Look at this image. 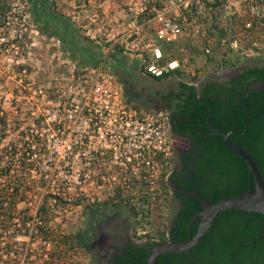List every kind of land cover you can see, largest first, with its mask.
Segmentation results:
<instances>
[{
  "label": "built area",
  "instance_id": "1",
  "mask_svg": "<svg viewBox=\"0 0 264 264\" xmlns=\"http://www.w3.org/2000/svg\"><path fill=\"white\" fill-rule=\"evenodd\" d=\"M71 17L101 46L96 63L76 64L57 46L41 66L28 0L0 13V264H68L62 238L86 250L68 227L82 225L89 205L158 194L168 114L125 96L112 52L153 76L193 73L191 49L264 53V0H99Z\"/></svg>",
  "mask_w": 264,
  "mask_h": 264
},
{
  "label": "trees",
  "instance_id": "2",
  "mask_svg": "<svg viewBox=\"0 0 264 264\" xmlns=\"http://www.w3.org/2000/svg\"><path fill=\"white\" fill-rule=\"evenodd\" d=\"M29 2L34 13H39L38 19H42L44 27L48 26L49 18L53 19L54 24H59L60 28L56 29L57 34L64 46L65 43L68 44L70 55L74 58L80 57L79 64L96 63L100 59L101 46L88 38L87 40L82 38V42H79L80 40L74 36L75 32L71 24L65 22L61 25V18L52 10L50 1L29 0ZM8 4L7 0H0V13ZM91 44H96L97 48ZM164 50H169L172 54L178 53L174 44H165ZM218 52L221 53L220 62L235 63L234 58L225 56L226 51L215 49L205 56L212 60ZM113 60L115 69L123 63L119 50L113 52ZM180 74L181 71L176 70L171 75ZM149 76L161 80L168 75ZM190 78L191 81L181 79L176 90L162 94L170 108V121L174 129L191 134L193 140L194 137L197 138L194 140L197 156L193 163V174L182 186L191 188L196 184L197 190L211 202L244 193L249 189L248 164L226 145L223 132L213 129H238L230 130V138L252 155L264 180V65H250L226 80L208 79L199 86L194 83L198 78L197 72L190 73ZM167 187L168 182L162 177L158 183V194L154 202L147 194H134L109 197L99 205L127 209L133 218V235L136 238L160 233L162 236L168 235L171 239H182L188 235V226L193 213L202 209V204L198 197L190 195L184 198V205L177 212L168 232H165L162 226L154 227L152 223L155 220L151 218L153 205L155 203V208L160 210L156 218L160 221L167 199L164 194L167 193ZM89 206L85 211L87 214L85 226L76 228L72 232L76 236L77 243L83 246L88 245V234L98 221L96 211L98 206L95 204ZM198 220L196 219L191 225L193 234L196 232ZM139 229L147 230L144 233H137ZM62 241L67 243V238H62ZM68 244L73 245L72 241H68ZM151 245L152 243L149 246ZM128 246L135 245L129 243ZM135 249L138 254L127 258L117 257L116 264H137L138 261L146 264L148 250L143 248V245ZM183 252L185 251L161 253L158 264H264L263 212L245 208H223L205 231L204 236L188 248L192 256ZM75 262L73 264H77Z\"/></svg>",
  "mask_w": 264,
  "mask_h": 264
},
{
  "label": "rangeland",
  "instance_id": "3",
  "mask_svg": "<svg viewBox=\"0 0 264 264\" xmlns=\"http://www.w3.org/2000/svg\"><path fill=\"white\" fill-rule=\"evenodd\" d=\"M8 2L11 0H7ZM99 0H51L52 10L55 14H57L61 18V25L65 22L71 24L72 28H74V36L79 42H82V38L86 39V35L82 33V27L80 23H82V18L79 17L77 20L73 19L71 15L74 13L77 8H86V10H91L98 5ZM29 8L31 10V14L34 18L36 28L38 33L36 35V44L37 46L32 48V51L36 53L38 61L41 66L46 64L47 57H50V54L54 52L55 48L59 46L63 50L70 51L68 46H64L62 39L59 34H57L56 29L60 28L58 23L52 21L53 19L49 18L47 21L48 26H43L42 19H38L32 9V4L29 2ZM77 5V6H75ZM85 12L83 9L81 13ZM55 29V30H54ZM88 40H91L88 38ZM91 46L96 47V44H91ZM70 53V52H69ZM186 53V52H185ZM190 68H193L194 72H197L198 78L194 81V83L199 86L204 81L208 79H216V80H226L230 75L234 74L236 71L240 70L242 67H247L250 65L263 64L264 65V53H259L257 55H248V56H236L235 63H222L220 62L221 53L218 52L215 56H213L212 60H209L207 56L203 55L199 51L191 49L190 52ZM33 55V53H32ZM123 59V68H116V73L121 81L125 96L132 100V102L138 106L139 108L151 111V112H166L167 107L162 97V94L165 92H169L170 90H176L178 86V82L181 79L190 80V73L185 71L180 75H170L166 76L161 80H156L149 75L142 73L139 68L134 64V60L129 57L126 53H121ZM80 58L79 56H76ZM56 60H59L57 57ZM126 81H125V80ZM131 83L130 87L128 86ZM161 100V101H160ZM151 200L155 201V198H151ZM153 201V202H154ZM153 204V203H152ZM153 213L151 218L156 220L159 215L160 210L155 208L154 203ZM99 214L100 225H95L94 234L98 235L100 231L103 232H111V230L123 229L126 227V223L132 227V215L131 213L125 209L124 207H108V206H100L98 210H96ZM167 211L162 210V219L165 221V226L167 224ZM77 215L81 216L83 214L82 211L77 210ZM87 215V214H86ZM81 218L82 227L85 226L87 222V216ZM111 219L114 224L111 228ZM126 220V221H124ZM107 223V225H105ZM79 226V227H81ZM79 227H68V229L73 232L76 228ZM155 227V226H154ZM138 231H141L139 229ZM63 251L66 256H68V264H73L75 261L77 264H100L96 261V255H92L90 249L92 246V241L88 240V245L86 246V250H79L76 245L70 246L68 243L62 242ZM75 262V263H76Z\"/></svg>",
  "mask_w": 264,
  "mask_h": 264
},
{
  "label": "flooded vegetation",
  "instance_id": "4",
  "mask_svg": "<svg viewBox=\"0 0 264 264\" xmlns=\"http://www.w3.org/2000/svg\"><path fill=\"white\" fill-rule=\"evenodd\" d=\"M242 68H244V67H242ZM242 68H240V70ZM238 71H236L234 74H236ZM232 75H230L228 78H230ZM130 85H131V83L128 86L130 87ZM160 99L164 100L166 107H167L166 113L168 114V119H169V140H170V144H171L170 166L168 168L167 173L164 176L165 181L168 182L167 193H164L167 196V199H166V203L164 204L163 209H162L163 211L168 210V212L166 214L168 222L165 226V221H164V219L161 218L160 221L155 220L152 223V226H156V227L162 226L165 228V232H168L172 226V221L174 220L175 216L177 215V212L184 205V198H186L190 195H192L193 197H198L196 194H192L191 191H182V190H193V188H194V191H196L198 194H201V193L197 190L196 184H194L191 188H186V187L182 186L184 184V182L186 183L187 180L192 177L191 175L193 174V171H192V168L194 166L193 163H194L196 156H197V150L194 147V140H197V138L194 137V140H193L191 134H188L186 132H180V131H177L174 129V127L170 121V108H169L168 104L166 103V101L163 97H161ZM209 170H211V168H209ZM172 183L182 190L174 187L172 185ZM202 208H203V206H202ZM200 210H198V211H200ZM197 212H195V213H197ZM195 213H193V215ZM196 219H200V217H193V219L190 220L191 222L189 223V225H190V233L191 234H193L192 229H191V225ZM124 221H126V220H124ZM110 223H111V228H113L112 226L114 224H112L113 223L112 219H111ZM95 225H100L99 214H98V221ZM105 225H107V223H105ZM126 227H128V229H126V228H123V229L115 228V229L111 230V232L100 231L98 233V235L94 234L95 233L94 229L91 230V232L88 234L89 235L88 240L92 241V243H93L90 251H91L92 255H94V254L96 255L97 263H100V264H116L115 258H117V257L127 258V257L133 256L134 254H138L135 251L136 250L135 247H139V246L143 245V248H145L147 250V249H150L154 244H156L158 242H161L164 240H175V239H171L168 235L166 236V234L164 236H162V235H160V233H156L153 236H148V237L142 236L140 238H136L133 235V227H131L129 222L126 223ZM146 230L147 229H141V231H137V233H142V232L144 233ZM187 236H189V226H188V235ZM129 243L134 244L135 246H133V247L128 246ZM151 243H152V245L149 246ZM188 248L181 250V251H185V252H183V254H185V255L187 254L188 256L191 257L192 253L188 252ZM177 252H180V251H177ZM163 253H165V252H163ZM148 256H149V252L147 254V259H146L147 263L146 264H148ZM180 256H181V254H179V257ZM112 257H114V258L112 259ZM158 260H159V257H158ZM140 264H141V262H140ZM157 264H158V261H157Z\"/></svg>",
  "mask_w": 264,
  "mask_h": 264
},
{
  "label": "water",
  "instance_id": "5",
  "mask_svg": "<svg viewBox=\"0 0 264 264\" xmlns=\"http://www.w3.org/2000/svg\"><path fill=\"white\" fill-rule=\"evenodd\" d=\"M206 122H207V118H206ZM197 130L199 131V128H197ZM230 130H238V129L232 128ZM230 130L213 129V131L223 132L226 145L235 153L240 155L247 162L250 172L249 181H248L249 189L244 193L226 196L220 200L211 202L204 195L198 194L196 191H194V188L193 190H182L172 183V185L177 189H180L182 191H191L192 194H196L199 197L203 208L193 215V217H200L198 226L194 234L190 233V225H189V236L177 240H164L154 244L150 249H147L149 252L148 264H157L160 253L181 251L195 244L197 241L200 240L201 237L204 236L205 231L208 229V227L214 221L217 214L223 208H245L251 210H258L263 212L264 215V180L262 178V175L252 155L243 146L235 143L230 138L229 135ZM262 224H263V218H262ZM137 264H140V262L138 261Z\"/></svg>",
  "mask_w": 264,
  "mask_h": 264
},
{
  "label": "crops",
  "instance_id": "6",
  "mask_svg": "<svg viewBox=\"0 0 264 264\" xmlns=\"http://www.w3.org/2000/svg\"><path fill=\"white\" fill-rule=\"evenodd\" d=\"M48 1H50L51 2V0H48ZM36 15V17L37 18H39V13L38 14H35ZM66 44V46H68V44L67 43H65ZM70 52V51H69ZM68 52V53H69ZM69 55H70V53H69ZM70 57H71V59L74 61V63H76V64H79V63H81V59L80 58H77V57H72L71 55H70ZM113 52L111 53V56H110V59H109V62L113 65ZM123 64L124 63H121V65L119 66V68L121 67V68H123ZM125 65V64H124ZM114 66V65H113Z\"/></svg>",
  "mask_w": 264,
  "mask_h": 264
}]
</instances>
